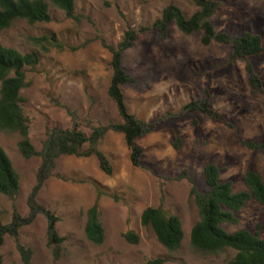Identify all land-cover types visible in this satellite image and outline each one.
Wrapping results in <instances>:
<instances>
[{"label": "rangeland", "instance_id": "obj_1", "mask_svg": "<svg viewBox=\"0 0 264 264\" xmlns=\"http://www.w3.org/2000/svg\"><path fill=\"white\" fill-rule=\"evenodd\" d=\"M48 3L51 19L33 24L15 21L0 33V43L21 53L35 52L39 61L25 70L19 94L28 121L29 138L37 152L47 132L77 122L85 134L95 127L122 121L108 95L112 77L111 53L127 32L135 38L122 52V67L133 82L122 86L127 111L155 129L137 138L143 150L138 166L130 161L121 133L108 131L99 141L112 174H105L94 155H61L37 195L43 207L59 217L57 232L64 237L60 258L47 246V221L38 214L18 230V237H3L2 264H27L17 240L33 251L29 264H230L235 250L198 251L190 231L199 220L191 195L193 185L207 186L204 169L219 167L220 181H230L235 192L245 190L246 170L253 168L264 182V92L252 90L245 64L231 60V48L212 42L204 45L203 32L182 33L174 23L162 38L153 26L161 11L174 4L189 17L197 7L191 0H74L73 16ZM219 3L211 17L217 33L260 35L264 45V0H213ZM264 86V54L255 61ZM208 96L221 119L189 113L184 106ZM196 121V122H194ZM178 138V147L174 142ZM16 132L0 131V147L19 178L14 197L0 193V225L12 214L29 215L28 196L36 184L41 157L24 158ZM97 202L104 230L101 244L84 234L87 210ZM147 207H161L179 217L184 232L180 247L168 250L150 227L140 222ZM235 223H222L229 233L241 229L264 237V204L249 200L235 213ZM132 232L137 241L125 234Z\"/></svg>", "mask_w": 264, "mask_h": 264}, {"label": "trees", "instance_id": "obj_2", "mask_svg": "<svg viewBox=\"0 0 264 264\" xmlns=\"http://www.w3.org/2000/svg\"><path fill=\"white\" fill-rule=\"evenodd\" d=\"M57 8L63 10L67 16H73L74 0H50ZM197 7L189 17L174 4H169L161 11V16L153 26L160 32L162 38L167 35L168 26L174 23L184 34L202 31L201 41L204 45L212 42L226 44L231 48V60L239 59L245 64L249 84L254 91L264 92L263 83L255 69V61L264 54V45L258 34L244 32L231 36L225 32L217 33L211 22V17L219 5L213 0H191ZM51 19L48 3L44 0H0V33L9 28L17 20H25L30 24L47 22ZM135 38L133 32H127L124 40L116 47L104 46L111 53L110 65L112 77L108 87V95L115 102L122 119L120 123L95 127L89 134H85L73 122L70 128H52L47 132L43 148L37 152L32 145L28 133V121L21 107L22 97L19 92L25 85L26 68L34 67L38 61L35 52L21 53L12 47H5L0 43V131L16 132L20 139L18 148L24 158L41 157V165L37 171L36 184L31 190L27 205L29 215L21 217L12 214L11 221L0 225V247L5 235L18 237V230L23 225L30 224L38 214H42L47 221V246L51 248L55 258H60L64 237L56 229L59 217L49 209L40 205L37 195L45 179L51 176L55 166V159L61 155L91 156L94 155L100 169L107 175L112 174V167L107 157L99 150L98 143L108 132L114 131L124 136L125 144L130 150V161L138 166L142 155V148L135 140L155 129V122H146L127 111L122 92V86L133 82L122 67V52L131 46ZM184 110L193 114L201 113L212 119H221L219 113L213 110L208 96L201 100L190 101ZM196 122V121H194ZM180 140L176 138L174 146L178 147ZM264 147V144L260 145ZM220 168L214 164L205 167L203 180L207 186L201 191L195 185L191 188V195L198 207L199 220L190 231V243L194 249L202 252L217 253L225 248L235 250L230 264H264V237L246 229L229 233L221 226L222 223H235L238 212L249 200L264 204V182L260 175L249 167L244 175L245 190L235 192L230 181H220ZM19 190V178L6 152L0 147V193L14 197ZM140 222L150 227L159 243L168 250L180 247L184 232L181 221L176 215H166L161 207H147L140 216ZM84 234L93 244H101L104 230L99 220V209L95 202L86 212ZM125 237L137 241V236L128 232ZM17 247L23 261L29 264L33 251L17 240ZM162 259L149 260L145 264H161ZM0 264L2 256L0 253ZM212 264V263H203Z\"/></svg>", "mask_w": 264, "mask_h": 264}]
</instances>
